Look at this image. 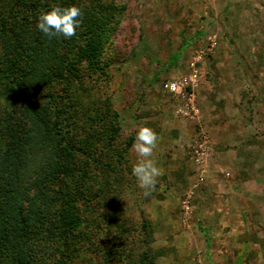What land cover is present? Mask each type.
Instances as JSON below:
<instances>
[{"label": "rangeland", "instance_id": "374dc122", "mask_svg": "<svg viewBox=\"0 0 264 264\" xmlns=\"http://www.w3.org/2000/svg\"><path fill=\"white\" fill-rule=\"evenodd\" d=\"M70 5L83 13L73 38L36 30ZM189 75L192 97L162 89ZM142 127L158 137L148 197L131 175ZM11 132L27 155L67 145L60 263L264 264V0H0V154Z\"/></svg>", "mask_w": 264, "mask_h": 264}, {"label": "trees", "instance_id": "16d2710c", "mask_svg": "<svg viewBox=\"0 0 264 264\" xmlns=\"http://www.w3.org/2000/svg\"><path fill=\"white\" fill-rule=\"evenodd\" d=\"M98 45L97 30H89L81 48L83 57L90 60ZM12 73L8 68L1 76L15 82ZM52 116L47 131L56 134L60 111L55 109ZM54 137L38 140V151L33 155L25 153L29 142L12 132L2 141L5 153L0 154V264L60 263L52 257L68 245L74 216L63 201L62 186L69 181L67 160L62 157L67 145L62 137Z\"/></svg>", "mask_w": 264, "mask_h": 264}, {"label": "clouds", "instance_id": "9594fccd", "mask_svg": "<svg viewBox=\"0 0 264 264\" xmlns=\"http://www.w3.org/2000/svg\"><path fill=\"white\" fill-rule=\"evenodd\" d=\"M82 15L81 9L75 5L53 6L38 16L35 27L49 40H68L76 35ZM157 139V135L150 128L142 127L136 132L133 142L137 160L131 167V175L146 197L156 189L157 178L160 176V169L151 159Z\"/></svg>", "mask_w": 264, "mask_h": 264}, {"label": "built area", "instance_id": "2783aa9c", "mask_svg": "<svg viewBox=\"0 0 264 264\" xmlns=\"http://www.w3.org/2000/svg\"><path fill=\"white\" fill-rule=\"evenodd\" d=\"M194 81V76L189 75L188 77H184L178 80L165 81L164 83H162V89L176 98L184 99L189 96H193V93H189L188 91L189 88L190 90H192ZM190 103L191 109L194 110V105H192V102Z\"/></svg>", "mask_w": 264, "mask_h": 264}]
</instances>
